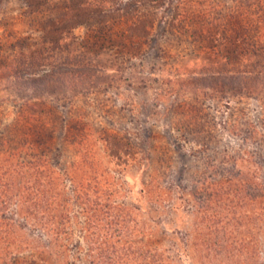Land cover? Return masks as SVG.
Listing matches in <instances>:
<instances>
[{"label":"rangeland","instance_id":"1","mask_svg":"<svg viewBox=\"0 0 264 264\" xmlns=\"http://www.w3.org/2000/svg\"><path fill=\"white\" fill-rule=\"evenodd\" d=\"M68 1L31 15L0 0V142L27 135L62 169L98 166L85 175L102 182L101 212L70 202L73 239H90L76 264L120 262L125 241L136 264L157 263L155 247L158 264H264V0H74L125 12L76 26ZM26 71L48 72L15 77ZM115 142L136 152L121 169Z\"/></svg>","mask_w":264,"mask_h":264},{"label":"trees","instance_id":"2","mask_svg":"<svg viewBox=\"0 0 264 264\" xmlns=\"http://www.w3.org/2000/svg\"><path fill=\"white\" fill-rule=\"evenodd\" d=\"M22 1L25 12L31 15L38 12L47 3V0ZM87 6L85 3L75 4L74 0H69L63 16L72 17L73 26H76L82 23L103 21L106 18H111L115 13L118 17L125 15L124 8L123 11L116 9L111 11L112 13H103L99 10L89 11ZM57 20V18L54 19V21ZM59 25L60 23L55 26L52 23L49 25L54 34H47V38L53 45L61 39L58 33ZM47 72L26 71L15 74V77L22 81H34L47 75ZM61 74H65V72ZM108 137L114 138L113 136ZM24 138L23 147L22 144L14 147L5 140L0 142V264H76L82 257L84 258L86 254L90 253V248H88L90 239L87 238L86 248L80 241L73 239L76 232L73 226L75 216L70 202L72 200L75 203L79 201L82 205L81 213H86L91 220H93L95 212H101L102 208L98 206L105 205L99 195L103 194V191L97 188L102 182L85 175L86 167L97 171L98 166L92 164L90 167L91 164L87 165L86 163L87 159L82 158L79 163L71 162L62 169L59 163L49 158H42L44 152L37 155L40 151L36 148L35 140L31 139V136L25 135ZM107 152L114 165L120 167L119 169L134 162L136 155L135 150L133 151L121 142L110 145L108 143ZM63 179L65 183L67 181L73 187L63 184ZM149 184L142 183L145 188H148ZM255 186L258 187L259 184L252 182L241 188ZM91 189L94 190L91 191ZM158 189L161 191L165 188L160 185ZM90 191L94 198L89 195ZM108 213L105 210L103 214L108 215ZM89 224L86 225L88 230L90 229ZM112 225L113 222L108 215L105 227ZM87 228L81 229L86 233ZM25 232L35 234L36 238L21 239ZM82 237L84 238V236ZM102 245L103 239L100 236L96 250L101 252ZM118 245V242H114L109 246L114 254L119 251ZM123 246L124 256L121 259L113 254L114 258L116 257L120 261H114L115 264H136L138 256L143 252L141 247H137L135 241H125ZM154 251L155 262L157 261L155 264H158L161 255L159 247H155ZM123 258H125L124 262ZM95 259L92 264L104 263L100 254H97Z\"/></svg>","mask_w":264,"mask_h":264}]
</instances>
